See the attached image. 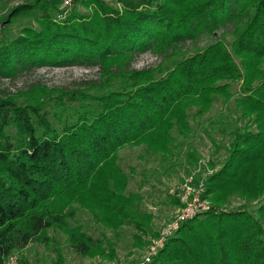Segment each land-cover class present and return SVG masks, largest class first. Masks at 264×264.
I'll return each mask as SVG.
<instances>
[{
	"label": "trees",
	"instance_id": "16d2710c",
	"mask_svg": "<svg viewBox=\"0 0 264 264\" xmlns=\"http://www.w3.org/2000/svg\"><path fill=\"white\" fill-rule=\"evenodd\" d=\"M74 2L18 3L0 23V78L100 68L99 80L74 88L36 81L0 96V264L30 244L52 245V264H67L63 244L113 260L125 228L134 246H148L160 232L146 187L199 164L198 131L213 154L225 150L207 180L211 208L182 222L154 261L264 264V97L255 95L264 80L253 69L264 60V0ZM23 19L36 26L14 29ZM148 52L160 61L135 68ZM128 147L146 151L153 169L127 163ZM238 182L243 201L228 205Z\"/></svg>",
	"mask_w": 264,
	"mask_h": 264
},
{
	"label": "rangeland",
	"instance_id": "374dc122",
	"mask_svg": "<svg viewBox=\"0 0 264 264\" xmlns=\"http://www.w3.org/2000/svg\"><path fill=\"white\" fill-rule=\"evenodd\" d=\"M0 3V23L4 16L7 15L10 8L18 3H24L31 0H2ZM63 2V0H61ZM74 0H72V5H74ZM81 9H85L81 6ZM31 23L36 26L35 22L30 19H23L21 23L17 21L15 23L14 29H21L26 26V24ZM221 32H218L220 34ZM213 40L212 36L203 37L202 43L205 44ZM157 56L152 53H145L140 56L135 62L134 67L137 69L143 68L147 65L154 64L159 62ZM254 73L256 74V81L264 80V60L257 61L256 66L253 67ZM100 78V68L99 67H84V66H70V67H55V66H46L43 68H38L32 70L31 72L25 73L18 78H0V96L6 97L7 95H15L24 90H28L29 84L41 81L42 84L52 88L54 86L74 88L77 87L79 83L91 82L99 80ZM262 83V82H260ZM239 87L237 86V91ZM255 95L264 97L263 94L255 92ZM221 107L215 106L214 110H217ZM222 109H224L222 107ZM252 129H256L258 124H251ZM201 131H198L197 136L194 140L195 146L198 148V151L203 154L202 159L199 161V164L195 168H190L189 172L185 173L181 168H177V173H172L168 175L167 173L160 174L153 180L156 185V190H151L150 186L146 187V190L149 193L145 201V208L153 212L155 216L154 226L160 232L163 226L175 216L177 205L171 202L167 196L168 192L174 195L175 186L184 178L187 174L193 172V170H198L202 174H206L208 177L213 173L219 171L223 165V159L225 156V150L220 153L213 154L214 147L210 142V139L203 135ZM123 155L127 163L138 164L141 166H148L151 169L155 166V160L151 158L152 161H147L146 151L139 148H126L123 151ZM143 154L144 159H140L139 156ZM214 162V164H213ZM222 162V163H220ZM160 179V181L157 180ZM246 179V178H245ZM152 182V183H153ZM244 182H247L246 180ZM242 182H238L228 189L229 195L227 197L228 205L239 204L242 200V197L239 195L242 193ZM253 183V181H252ZM154 191V192H152ZM150 194V196H149ZM211 201V200H210ZM212 204V202H211ZM82 221L86 222L92 227V230L95 235L98 234V228L95 222L91 219L89 215H83ZM132 228H125L123 235L121 236L118 245H117V258L109 259L104 258L103 256H82L75 251H73L67 244H63L65 248V257L67 264H130L141 259L146 252L149 250L150 245L153 243L157 237L151 240V243L144 247L139 248L134 246V239L132 234ZM63 237H61L62 239ZM63 240V239H62ZM56 260V251L53 250L52 245L47 244H30L24 250L15 252L12 254L6 264H52L53 260Z\"/></svg>",
	"mask_w": 264,
	"mask_h": 264
},
{
	"label": "built area",
	"instance_id": "2783aa9c",
	"mask_svg": "<svg viewBox=\"0 0 264 264\" xmlns=\"http://www.w3.org/2000/svg\"><path fill=\"white\" fill-rule=\"evenodd\" d=\"M62 6L69 9V7L72 6V0H63ZM59 16H61V13ZM207 180L208 176L202 174L200 169L193 170V172L181 179L174 190V195L179 201L175 216L163 226L160 231V236L153 241L146 254L141 259L130 264H156L154 258L164 245L167 237L174 232L182 222L194 219L211 208L210 199L205 197Z\"/></svg>",
	"mask_w": 264,
	"mask_h": 264
}]
</instances>
